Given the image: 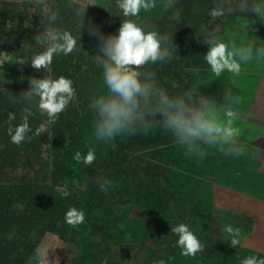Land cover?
<instances>
[{
    "label": "rangeland",
    "instance_id": "rangeland-1",
    "mask_svg": "<svg viewBox=\"0 0 264 264\" xmlns=\"http://www.w3.org/2000/svg\"><path fill=\"white\" fill-rule=\"evenodd\" d=\"M83 2L89 8L99 9L100 14L109 7V0ZM108 11L100 18L99 27L105 34H115L124 18L116 8ZM169 15L158 8L148 19L161 32H170L173 43L198 36L205 20V36L210 31L226 35L238 32L242 39L245 30L258 29L253 33L254 38L264 43V24L251 15L245 18L236 13L219 24L201 14L187 16L188 22L180 25L170 24ZM80 43L82 48L78 46L75 53L80 65L77 83L81 120L76 140L65 150L72 179L61 192L75 194L78 210L85 213V222L71 227L65 238L54 233L44 237L40 245L50 248L49 264H155L158 260L166 264H203V254L208 251L211 264H240L247 256L264 258V83L256 82L259 76L264 77V64L249 65L247 73L240 78L233 80L225 75L216 80L203 70L205 44L195 53L181 56L185 69L202 68L198 74L192 73L189 91L219 98L224 88H233L242 97L236 123L248 151L233 158L209 150L206 159L196 160L186 157L172 138L160 131L125 137L127 168L135 186L124 196L121 189L129 187L124 175L104 171L100 165L111 157L106 146L112 142L96 147L97 159L91 166L73 160L76 151L86 154V146L93 145L88 105L101 86L100 69L87 59L88 54L95 55L96 41L88 36ZM173 55L171 62L149 67L157 72L162 87L177 94L184 90L187 79L177 66L178 55ZM28 64L6 51L0 59V73L9 81L20 83ZM98 178L111 182L107 193L100 190ZM110 209L114 213L106 214ZM106 219L109 227L99 231V225ZM179 223L188 224L204 245V251L194 258L182 256L181 250L173 246L176 237L171 227ZM227 225L240 229L241 244L237 247L230 245L231 237L224 231Z\"/></svg>",
    "mask_w": 264,
    "mask_h": 264
},
{
    "label": "clouds",
    "instance_id": "clouds-1",
    "mask_svg": "<svg viewBox=\"0 0 264 264\" xmlns=\"http://www.w3.org/2000/svg\"><path fill=\"white\" fill-rule=\"evenodd\" d=\"M64 2L65 7L72 10L80 36L84 29L89 38L96 41L95 55L88 54L87 59L100 69L101 78L100 90L93 93L88 105L93 145L86 146V154L76 151L74 161L91 166L97 159L96 147L109 144L118 137L146 136L154 131L169 135L190 159L204 160L209 156V150L233 158L247 153L248 145L242 140V130L236 123L243 99L233 88H224L216 98L191 91L173 94L161 86L157 72L149 66L171 62L176 47L172 34L161 32L148 17L162 8L163 12L170 13L169 23L175 25L187 23V16L201 14L222 24L228 16L236 13L245 18L251 15L264 24V0H162V3L161 0H115L119 16L124 18L115 34H105L91 19L85 24L89 4L83 0ZM29 3L39 11L43 31L33 38L40 51L32 53L28 60L37 71L50 70L54 57H66L78 46L82 48L81 38L77 39L70 29L62 26L63 17L53 0H29ZM257 30H245L242 39L238 32L226 35L210 31L203 36L207 46L202 57L203 70L216 80L225 75L234 80L244 76L249 65L264 64V43L258 42L253 34ZM25 52H31V47L25 48ZM185 70L198 74L202 68ZM11 96L15 104L23 106L19 124H13L17 118L15 113H7V134L10 142L17 146L47 133L70 104L78 106L74 82L63 75L57 78L29 77L27 90ZM36 112L46 119L33 130L30 118ZM96 182L101 191L107 193L110 190V181L98 178ZM64 220L76 228L85 222V213L71 207ZM224 231L231 237L232 247L241 244L239 228L227 225ZM171 233L176 237L173 246L181 250L182 256L194 258L204 251V245L188 224L171 227ZM14 236L15 232H10L7 239L11 241ZM49 249L38 245L28 264H49ZM155 264L166 262L158 260ZM240 264H264V258L247 256L240 260Z\"/></svg>",
    "mask_w": 264,
    "mask_h": 264
},
{
    "label": "trees",
    "instance_id": "trees-1",
    "mask_svg": "<svg viewBox=\"0 0 264 264\" xmlns=\"http://www.w3.org/2000/svg\"><path fill=\"white\" fill-rule=\"evenodd\" d=\"M53 2L63 17L62 26L70 29L77 39H87L88 34L84 29L81 30L80 36L72 10L65 7L64 0ZM108 6V10L116 8L115 0H109ZM108 10L102 15L99 9L87 7L85 24L91 19L99 26L102 20L100 18L105 16ZM206 26L205 20L201 23L198 36H191L190 40L182 38L173 43L177 50L173 49V53L179 57L177 66L187 79L184 90L177 94L188 92L193 81L192 73L181 65L180 57L185 53H195L205 44L203 36ZM42 31L40 13L33 8L29 0H0V59L4 52L9 51L16 58L29 63L20 83L11 82L0 73V264H27L34 249L46 235L54 233L65 238L71 228L64 220L65 213L71 207H79L75 194L61 190L65 189L72 179L65 150L76 140L81 120L82 105L77 83L80 65L74 51L66 57H54L50 70L33 69L28 59L32 53L40 51L33 38ZM27 47H31V52H25ZM61 75L73 80L78 106L70 104L66 111L60 114L57 122L49 127L47 133L35 137L30 143L26 142L20 146L12 144L7 134V113H15L17 118L13 124H19L23 106L15 104L11 95L15 96L27 90L29 77L57 78ZM45 119L36 112V115L30 118L33 130ZM46 146H49L48 151L45 150ZM127 150L125 137H118L106 146L107 154H111V157L100 163L104 171H118L124 175L129 186L121 189L124 196L135 186L127 168ZM110 159H114L113 163H110ZM105 213L111 215L114 210H106ZM108 227L109 221L106 219L99 225L98 230L103 231ZM13 231L15 236L9 241L7 236ZM210 256L209 251L203 254V264H211Z\"/></svg>",
    "mask_w": 264,
    "mask_h": 264
},
{
    "label": "crops",
    "instance_id": "crops-1",
    "mask_svg": "<svg viewBox=\"0 0 264 264\" xmlns=\"http://www.w3.org/2000/svg\"><path fill=\"white\" fill-rule=\"evenodd\" d=\"M264 77H261V76H259L257 79H256V82L258 83V84H261L262 82L264 83Z\"/></svg>",
    "mask_w": 264,
    "mask_h": 264
}]
</instances>
